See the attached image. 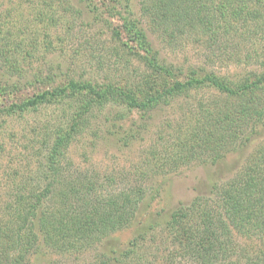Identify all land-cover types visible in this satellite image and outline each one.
I'll return each mask as SVG.
<instances>
[{
	"label": "trees",
	"instance_id": "obj_1",
	"mask_svg": "<svg viewBox=\"0 0 264 264\" xmlns=\"http://www.w3.org/2000/svg\"><path fill=\"white\" fill-rule=\"evenodd\" d=\"M78 1L87 2L95 12L102 6L103 15L124 13L119 15L122 24L114 34L124 35L126 54L135 56L145 71L136 82L126 84L73 77L50 80L48 87L1 110V114H15L45 103L59 104L65 117L55 123L46 142L38 167L42 187L38 190L22 184L0 217V264H61L53 259L55 255L83 254L88 248H99L90 264H264V252L247 257L236 240L238 233L249 237L264 230V142L228 181L214 184L210 196H196L188 205L174 209L158 232L154 231L160 223L152 218L135 221L138 203L145 197L144 186L102 195L98 174L74 172L64 161L73 137L98 106L118 103L127 112L148 113L202 87L217 90L226 103L215 110L199 102L193 112L200 114L191 131L175 135V159L217 164L229 153L239 152L253 131L264 126L260 96L264 71L232 81L213 71L190 68L181 78V72H174L172 65L159 59L149 33L194 35L206 48L212 47L214 55L215 49L235 47L229 44L237 37L243 42L256 32L264 36V0H139L141 18L135 16L132 0ZM45 5L52 4L46 1ZM38 17L42 19L41 13ZM7 45L0 49V61L20 72ZM240 45L237 43L238 48ZM261 49L258 55L264 54V44ZM230 52L236 53L234 49ZM36 82L43 81L37 78ZM8 87L9 83L0 81V91ZM242 127H251L248 135L239 136ZM132 129L125 128L120 139L129 143L137 133ZM131 224L136 226L134 237L123 249L104 245L112 233ZM151 232L153 236L147 238ZM148 239L156 244L151 260L147 250L139 247Z\"/></svg>",
	"mask_w": 264,
	"mask_h": 264
},
{
	"label": "rangeland",
	"instance_id": "obj_2",
	"mask_svg": "<svg viewBox=\"0 0 264 264\" xmlns=\"http://www.w3.org/2000/svg\"><path fill=\"white\" fill-rule=\"evenodd\" d=\"M46 1L52 4L49 8ZM132 3L135 16L139 17V0ZM91 7L78 0H0V49L8 44L5 48L21 69L14 72L0 61V81L10 84L7 91H0V112L42 90L43 86L48 87L50 80L59 82L73 77L100 84L109 81L126 84L136 82L143 74L142 63L126 54L124 35L119 38L114 34L122 24L120 16L124 13L103 15L102 6L98 12ZM95 13L99 17H94ZM149 37L159 59L172 65L174 72H181V78L190 68L213 71L232 81L264 71V54L257 53L262 52L264 44V36L259 32L243 42L237 37L229 44L235 47L225 51L215 49L214 55L213 48H206L194 35L173 37L153 32ZM236 42L241 44L239 48ZM232 49L236 53L230 52ZM249 54L253 57L248 58ZM37 78L43 82H36ZM260 96L264 100V91ZM199 102L216 110L226 100L217 90L202 87L160 104L148 113L127 112L118 103L98 106L73 137L64 161L74 172L98 174L102 195L117 193L129 186H144L145 197L138 203L135 221L152 218L153 222L160 223L154 231L158 232L174 209L188 205L196 196L209 195L214 184L228 181L264 142V126H259L239 152L229 153L217 164L199 163L195 158L175 159L174 146L178 141L175 135L191 131L200 114L193 112ZM63 117L61 105L46 103L23 113H0V217L22 184L38 190L42 187L38 167L55 123L63 121ZM125 128L137 132L129 143L120 139ZM250 130L251 127H242L239 136L248 135ZM135 228L131 224L112 233L104 245L123 249L134 237ZM236 240L247 257L264 252V230L250 233L249 237L238 233ZM155 246L148 239L139 247L147 250L151 260ZM98 252L99 248H88L83 254L55 255L53 259L61 264H90Z\"/></svg>",
	"mask_w": 264,
	"mask_h": 264
}]
</instances>
